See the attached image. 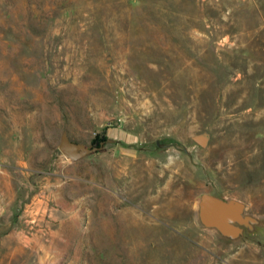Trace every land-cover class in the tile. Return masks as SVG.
Listing matches in <instances>:
<instances>
[{
	"label": "rangeland",
	"instance_id": "rangeland-1",
	"mask_svg": "<svg viewBox=\"0 0 264 264\" xmlns=\"http://www.w3.org/2000/svg\"><path fill=\"white\" fill-rule=\"evenodd\" d=\"M0 264H264V0H0Z\"/></svg>",
	"mask_w": 264,
	"mask_h": 264
},
{
	"label": "water",
	"instance_id": "water-1",
	"mask_svg": "<svg viewBox=\"0 0 264 264\" xmlns=\"http://www.w3.org/2000/svg\"><path fill=\"white\" fill-rule=\"evenodd\" d=\"M192 139L199 146L205 147L209 134L207 132L198 133L192 136ZM104 143L101 141L99 146H94L77 142L71 140L63 131L59 138L58 149L66 159L76 161L96 152ZM197 217L203 227L214 229L228 239L240 237L244 230L251 231L258 223L257 218L245 213L243 201L219 197L208 192H203L199 196Z\"/></svg>",
	"mask_w": 264,
	"mask_h": 264
},
{
	"label": "trees",
	"instance_id": "trees-1",
	"mask_svg": "<svg viewBox=\"0 0 264 264\" xmlns=\"http://www.w3.org/2000/svg\"><path fill=\"white\" fill-rule=\"evenodd\" d=\"M100 138H101V137H100ZM101 141H105V140L102 138V139L100 140V142H101ZM92 145L97 146L96 144H92Z\"/></svg>",
	"mask_w": 264,
	"mask_h": 264
}]
</instances>
